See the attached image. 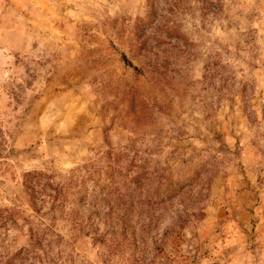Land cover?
<instances>
[{
	"label": "rangeland",
	"instance_id": "374dc122",
	"mask_svg": "<svg viewBox=\"0 0 264 264\" xmlns=\"http://www.w3.org/2000/svg\"><path fill=\"white\" fill-rule=\"evenodd\" d=\"M0 264H264V0H0Z\"/></svg>",
	"mask_w": 264,
	"mask_h": 264
},
{
	"label": "trees",
	"instance_id": "16d2710c",
	"mask_svg": "<svg viewBox=\"0 0 264 264\" xmlns=\"http://www.w3.org/2000/svg\"><path fill=\"white\" fill-rule=\"evenodd\" d=\"M43 179L45 180L44 174L34 173L29 174L26 180V186L28 187V190L33 191V195H30L33 205L36 206L35 201H37L41 197H44L45 199L53 198V207L56 209H61L63 210V213H65L64 209L67 208L65 207V204L69 196L68 194L73 187L72 181H70L67 185L64 186H54L50 182V180L44 181ZM71 213H75L74 224L75 229H77L78 223L82 220V217L81 215L76 214L75 209H73ZM81 225L82 223L80 222V226Z\"/></svg>",
	"mask_w": 264,
	"mask_h": 264
}]
</instances>
